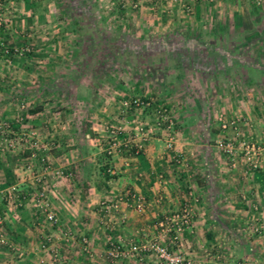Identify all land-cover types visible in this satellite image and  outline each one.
<instances>
[{
	"label": "crops",
	"instance_id": "0c3cea01",
	"mask_svg": "<svg viewBox=\"0 0 264 264\" xmlns=\"http://www.w3.org/2000/svg\"><path fill=\"white\" fill-rule=\"evenodd\" d=\"M177 1L159 0L156 9L145 7L148 13L130 16L136 30L132 26L125 30L136 37L150 32L165 33L172 17H184L177 8L173 9V2ZM180 1L194 5L195 19L214 15V11L203 9L206 1ZM7 4L10 20L0 27V42L9 49L8 56L0 53V134L5 124L16 132L36 131L41 146L52 148L49 152L52 168L69 171L70 175L48 177L49 195L59 220L57 226L51 225L30 201L17 207L6 199L11 185L29 176L26 166L30 163L40 169L41 162L25 143L0 151V214L6 211L7 215L2 229L14 245L13 249L0 245V264L48 261L51 250L39 247L48 236L52 239L50 246L64 254L66 264H92L91 260L94 264H155L152 254L133 253L110 261L106 251L114 244L140 242L156 234L158 221L186 201H191L195 209L194 230L187 231L180 242L179 250L186 257L201 260L203 264H264V147L260 151L259 170H247L242 160H238L237 168L232 163V168L206 137L209 127L218 125L217 121L213 125L209 120L213 121L218 114L220 97L225 96L228 101L224 110L229 116L236 112L250 118L246 124L241 123L240 129L253 130L256 142H263L260 136L263 122L257 118L263 114L262 110L249 106L244 95L241 108L232 105L231 94L237 81L243 83L241 89L245 94L250 90L252 70L258 73V68L247 63L244 56L237 61L232 53L236 49L241 52L249 49L248 43L221 42L216 38L220 34L217 28L196 23H184L181 29L185 39L181 36L179 43L168 40L156 46L148 42L142 46L128 43L127 47L144 52L155 50L161 59L155 57L152 61L164 63L163 68L172 67L171 72L177 70L178 74L167 79L154 78L153 85H158L163 95H169L172 100L178 90L184 91L182 96L186 97L178 106L171 104L176 121L174 151L165 149L164 129L153 128L143 150L136 152L141 141L136 124L149 125L154 119L152 110L121 112L120 107L108 102L101 79L90 85L72 72L71 66L76 62L70 55L76 44V30L61 25L53 2L8 0ZM101 17L108 18L105 13ZM112 17L117 23L114 28L119 32L123 28L119 24L127 21L126 15L115 10L110 11ZM245 33L246 28H242L232 34L243 36ZM193 34L204 39L212 36V39L190 43L188 40ZM27 36L31 37L34 50L29 56H20L14 51L26 43L27 40H22ZM193 78L197 80V88L191 86ZM78 79L84 83L83 87H78ZM193 90L195 96L190 95ZM84 96L88 100L81 104L79 99ZM47 98L55 100L48 102ZM204 99L210 100V104ZM109 124L122 125L124 129L110 138L105 133ZM224 133L226 137L233 135L231 127ZM113 139L117 146L107 155L105 150ZM37 152L43 154L41 149ZM175 152L181 157L179 162L172 157ZM119 195L128 198L119 210L102 205L112 203ZM138 196L144 202L141 212L134 207ZM236 226L258 227L259 231H249L239 237L234 230ZM201 227L207 229L204 240L197 230ZM221 227H233L229 242L239 238L243 243L241 249L234 246L229 253L206 251L213 247L214 241L220 242L219 236H225ZM61 230L71 231L74 239L63 241ZM82 237L89 239L91 257L83 250Z\"/></svg>",
	"mask_w": 264,
	"mask_h": 264
},
{
	"label": "rangeland",
	"instance_id": "374dc122",
	"mask_svg": "<svg viewBox=\"0 0 264 264\" xmlns=\"http://www.w3.org/2000/svg\"><path fill=\"white\" fill-rule=\"evenodd\" d=\"M1 1L4 2V4L6 5L5 19L7 23L10 20V18L8 20V16H7L10 7L7 4L8 0H1ZM49 1L53 2L55 6V10L57 12L56 14L59 17L61 25L63 27L67 26L70 27V29L76 30V32L74 33L75 36L74 39L76 44H75V48H73V51L70 55L71 58H74V61L76 62L75 65L71 66L72 72L75 75L79 76L80 80L82 78V81H85L86 84L90 83V85L94 83V80L98 81L99 79H101L100 80L101 86L108 95L107 97L108 102L109 103L113 102L114 105L120 107L121 112L126 113V111H133L132 109L123 110L120 106V103L124 99H130L135 96L141 97L142 99H146L151 102V107L140 108L139 110L141 111L152 110L153 112L154 110L157 109L166 108L168 116L173 121L172 135L174 136V141L176 140L175 137L176 121H175V116L173 114L174 113L173 106H171V104L175 106L176 103V106H178L180 105L181 102H184L186 100V97L182 96V93L184 91L183 92H179L178 90L175 91L176 94L172 96V100H171L169 95L168 96L163 95L162 89L157 88L158 85L155 86L153 84L155 81L154 78L156 80L162 78L167 79L169 78L170 75L178 74V72L177 70L175 72H171L172 67H170L169 69L168 68L169 66L167 68L165 67L163 68L164 63L157 64L158 60H156L155 62L152 61L151 59L155 57H157L159 61L161 59L160 56L159 57L156 56L158 55V53L155 50L152 51L151 54L149 52H144V50L141 49L138 50V48L133 49L131 47H127L128 43H130L129 45H138V46H142L144 42L145 43L148 42L150 44L152 43V45L156 46L159 45L158 43L167 40L169 43L171 42L172 44L179 43L181 41L180 40L181 36H184L183 39H185V35H183L184 30L181 29L184 23H189L190 25H195L196 23V25L203 27L217 28L220 34L216 38L221 42L235 40L236 42L248 43L249 49L243 50L242 52L236 49L232 53L236 55L237 61L239 57L244 56L243 58L246 59L247 63H252L253 65L252 67L256 66V68H258L257 69L258 73H256V69L252 70L253 76H252V81L249 85L250 90L247 91L245 94L241 89L243 83L241 84V82L237 81L236 83L237 85L235 86V92L234 93L232 92L231 94L232 105L234 107L241 108L243 104L242 102L244 95L246 97V100H248L249 106H252L254 108H260L262 110L263 114H260V117H258L259 115H257V118H260L261 121L263 122L262 131L260 132L261 140L263 142L262 143L261 141H259L260 143L256 142L257 138L253 130H247L244 132V130L242 131V129H240L242 124H246V122H249L250 118L248 119L244 117V114L241 113L238 114L236 112H234L235 114L233 113L231 116H229L228 114L229 112H227V110H224L228 101V97L225 96L220 97L218 114L216 113L217 115H214L213 121L209 120L210 122H213V125L214 122L217 121L218 125L212 128L209 127V130L207 131L209 136L206 137L208 139V143L213 144L214 147L218 149L219 154L227 159V165L230 164V166L232 167L231 164L233 163L236 165L235 167L237 168L238 160H242V163L244 164V167H246L247 170L248 169L252 171L259 170V165H260L259 157L261 155L260 151L262 152L263 151L262 148L264 147V0H202L203 3L206 1L205 2L206 4L205 3L203 4L204 10L214 11L213 16L211 17L209 16L202 19H198V18L195 19V17H193V14L195 13L194 5L178 0L176 4L175 2H173L175 5L173 9L177 8V10L182 14V16H184L182 19H178L177 16L172 17L171 24H169L170 28L169 30H166L165 33L150 32L142 37L137 36L138 38L136 37V34H131L132 33L131 31L127 32L125 30L127 27L130 28L131 26L133 27V31L136 30V29L134 30L135 25H132L133 22L131 21L130 16L136 13H142L143 11L144 13H148L147 11L144 10L145 7H148L149 10L156 9V7L159 5L158 2L159 0H49ZM134 3H137L136 7L133 6ZM115 10L119 12L120 15L123 16L126 15V20H127V21L122 20L123 25L119 24V26H123V28L119 32L117 31V29L114 28V26L117 24L114 21L115 19H113V17L110 18V11H115ZM104 11H107V13ZM104 13L105 16H107L108 18L101 17V15H104ZM73 21H76L77 23L73 25ZM118 23L121 22L119 21ZM152 26L153 25H151V27ZM242 28L244 29L246 28L247 30V33H245L243 36L232 34L234 31H237L238 29H242ZM224 31L225 34H222L224 33ZM227 31H229L230 33H227ZM210 37L212 36H208L207 39L206 38L204 39L202 37L193 34L191 35V39H189L188 41H190V43L199 42L200 40L210 41L212 39ZM132 39L134 40V42L132 41ZM22 41L23 42L26 41V43L22 44L21 46L19 45L20 47H18L17 51L15 50L14 52L18 53V50H20L22 47L26 45L32 47V41L30 36L23 38ZM33 50L34 49L32 47L30 51L24 52L23 54H20V56H26V55L29 56V54ZM172 52H171V57L173 56ZM153 54H155V56H153ZM161 57H162L161 62H164L163 56ZM151 80L153 81L151 82ZM82 81H79V79L76 81L78 87H83L84 83H82ZM134 83L137 84L135 85ZM219 83L222 84L221 82ZM191 84H192L191 86L197 88L196 85H198V83L196 78L192 79ZM96 85L98 86V84ZM119 85L122 86L120 87ZM195 94H196L195 90H193V92H190V95L195 96ZM82 95L84 94L82 93ZM89 96L91 97L90 94ZM86 99L87 96L80 98L79 99L81 101L80 103L84 104L85 103L84 100ZM53 100L55 99L47 98L48 102ZM187 100H191V99H187ZM192 100H194V98ZM204 100L206 104H210L209 102L210 100L208 99H204ZM153 117L154 119L151 122H149V125H151V123L153 125L154 122L157 120L156 115H154V113H153ZM219 118H221L223 122H226L227 124L229 123L226 128L221 127L222 121ZM230 122H233V124H230ZM138 124H143V123L138 122L136 126ZM115 126L118 125L110 126L109 124L108 126H106L105 133L109 135L110 133L108 132L109 131L108 127L109 129L111 128L113 129ZM120 126L122 127V125ZM229 127H231L232 129L233 135L230 137H226L224 130L228 129ZM156 128L164 129L162 125ZM219 128L223 131L219 130ZM213 132L214 134H212ZM146 134H147L146 138L148 136L149 137L151 136V133H146ZM164 134L166 140L167 132L165 130H164ZM218 139H225V140L229 139L233 141L235 149L232 155L224 152L222 149H220L217 146ZM243 140H247L255 150L256 153L255 157H257L256 159L257 167L255 168L252 167V165L250 164L251 161L247 160L243 154V149L241 147V142ZM165 149L169 150L166 147ZM48 151L51 152L52 148H49ZM175 153L173 154V156L175 155ZM177 155H179V153ZM232 157H234V160H232ZM189 202L191 203L194 209L193 203L191 201ZM194 216H195V209H194ZM221 228H222L221 232H224L223 230H225L226 232L225 236L224 237L219 236L218 239L220 240V242L217 243L216 241H214L213 242L214 245L212 248L207 249L206 246L203 245L204 248L207 249L206 251H209L210 253H229V251L232 249V247L234 248V246L237 249L239 248L241 249L243 243L241 242V240H239V238H237V241H235L234 243L229 242V240L232 239L231 236H229L232 234V231L235 230L237 236L239 237L240 236L242 237L243 234L250 233L249 231H251L252 233H258L259 231L258 227L236 226L234 230L233 227H221ZM192 229L194 230V225L192 226ZM197 230L200 232L201 240H204V237L207 232L206 227L204 228L201 227ZM203 243L204 241L199 242L200 245H202ZM175 248L179 250L180 243L177 246H175ZM58 254H59L58 260L54 261L53 253H50L49 260L42 261L40 264H46V263L66 264L64 254L62 253H58ZM90 263L94 264L95 262L91 260Z\"/></svg>",
	"mask_w": 264,
	"mask_h": 264
},
{
	"label": "built area",
	"instance_id": "2783aa9c",
	"mask_svg": "<svg viewBox=\"0 0 264 264\" xmlns=\"http://www.w3.org/2000/svg\"><path fill=\"white\" fill-rule=\"evenodd\" d=\"M134 7L137 6V3L133 4ZM6 5L0 0V27L5 26L6 24ZM32 49L31 46L26 45L18 50L19 54L28 52ZM0 53L1 55L8 56L9 49L6 44L0 42ZM120 106L123 110H139L140 108L151 107V102L141 97L135 96L130 99H124L121 101ZM156 115L157 120L154 124L143 125L138 124L136 126V133L138 136H141V141L137 144L136 152H140L144 148V141L147 136L146 133H151L153 128L163 126L164 130L167 132V137L165 140V147L169 150H174V136L172 135L173 121L168 116L166 108L157 109L153 111ZM221 120V118H219ZM222 121V120H221ZM229 124V123H228ZM226 122H221V127L226 128L228 125ZM233 124V122H230ZM110 137H116L119 133L122 132V127L120 125L115 126L113 129H109ZM143 136V137H142ZM25 143L29 148L32 149V155L36 157L41 162L40 169L34 168L32 164H28L26 167L29 170V176L22 180L21 183H16L11 185L8 190V195L6 199L11 204L21 207L27 202H31L35 205L40 212L43 214L44 221L51 225L57 226L59 220L56 216V211L48 191V177H69L70 172L65 171L61 168H52L51 158L49 157V151L47 146H41V143L38 139L37 133L34 130H23L16 132L9 124H5L0 134V151L4 149L15 148L18 144ZM117 146L116 140H112L108 147L106 148V154L110 155L112 150ZM217 146L222 149L224 152L232 155L235 149L234 143L232 140L218 139ZM241 147L243 149V154L247 160L251 161L253 168L257 167V157L255 150L252 145L247 140L241 142ZM42 150L43 154H38V150ZM177 162L181 158L178 157L177 153L173 156ZM234 160V157H232ZM21 187H20V185ZM128 198L125 196L119 195L116 200L112 203L107 204L103 202L102 205L106 206V209H113L115 211L120 209L121 203H126ZM134 207L139 211H143L144 202L141 197H136ZM6 211L0 214V245L7 246L10 249L14 248L13 243L7 237L5 231L2 229V225L5 223ZM193 217L194 209L189 201L183 203L179 209L165 214L158 221L157 233L151 237H146L142 241H131V243L125 245L117 243L112 245L106 251V257L110 261L119 260L126 255L133 253L139 254H153L156 258L155 264H203L201 260H191L181 253L178 249L175 248L181 240L186 231L192 229L193 226ZM123 219L124 216H121ZM61 239L65 242H70L74 239V235L69 230L60 231ZM51 237L48 236L43 239L39 245L40 249H50L53 253V260L59 259V254L57 248L50 246ZM83 250L91 256V251L89 249V239L87 237H82ZM20 256V253H16ZM47 264V263H46Z\"/></svg>",
	"mask_w": 264,
	"mask_h": 264
},
{
	"label": "trees",
	"instance_id": "16d2710c",
	"mask_svg": "<svg viewBox=\"0 0 264 264\" xmlns=\"http://www.w3.org/2000/svg\"><path fill=\"white\" fill-rule=\"evenodd\" d=\"M77 22L76 21H73V25H75Z\"/></svg>",
	"mask_w": 264,
	"mask_h": 264
}]
</instances>
